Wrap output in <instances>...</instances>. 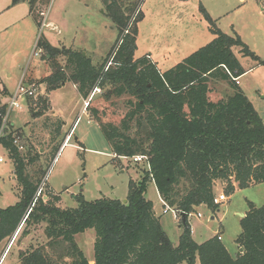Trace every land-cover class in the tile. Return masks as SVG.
I'll return each mask as SVG.
<instances>
[{
  "label": "trees",
  "instance_id": "obj_1",
  "mask_svg": "<svg viewBox=\"0 0 264 264\" xmlns=\"http://www.w3.org/2000/svg\"><path fill=\"white\" fill-rule=\"evenodd\" d=\"M49 2L29 0L39 27L44 21L42 7ZM142 2L102 0L118 31V41L100 65H94L81 51L56 48L41 39L38 50L50 74L38 83L32 77L25 81L45 84L48 92L72 82L83 100L96 88L104 92L105 99L130 96L129 112L120 125L104 123L98 109H93L92 115L117 159L144 156L148 167L139 180L130 182L126 203L107 198L89 202L81 193L75 197V208H61L57 206L60 197L52 203L49 195V201L39 199L33 206L46 165L63 145L65 123L47 118L45 127L51 131L54 146L46 156L32 146L21 151L15 140L16 136L23 139L24 134L9 123L0 144L13 161L21 199L14 206L0 208V243L9 244L20 226H24L25 237L31 228L42 224L47 239L20 251L16 264H91L76 242V236L87 230L96 232L94 264H264V206L249 203V211L241 219L236 258L220 236L197 243L189 224V216L201 205L218 211L220 204L214 202L217 181L228 184V195L237 188L264 184V121L235 82L246 73L235 50L259 64L264 61L240 36L218 29L201 7L215 39L161 72L150 55L135 58L138 25L144 19ZM111 59L112 65L105 71ZM217 82L227 83L232 95L212 101L211 84ZM2 100L0 131L7 113ZM28 103L33 105V100ZM48 104V98L39 96L40 111L32 110L35 118L49 110ZM150 183L155 184L164 207L182 218L178 245L172 243L154 203L146 197Z\"/></svg>",
  "mask_w": 264,
  "mask_h": 264
},
{
  "label": "rangeland",
  "instance_id": "obj_2",
  "mask_svg": "<svg viewBox=\"0 0 264 264\" xmlns=\"http://www.w3.org/2000/svg\"><path fill=\"white\" fill-rule=\"evenodd\" d=\"M155 2H159L158 5ZM201 7L218 29L230 36H240L250 51L264 61V0H143L141 10L144 19L138 25L135 58L150 55L158 69L166 72L210 44L215 35ZM101 8L102 0H50L42 7L44 18L49 17L50 21H54L61 33L56 29L53 32L43 29L41 32L40 28L36 44L47 37L54 47L66 46L89 54L93 64L100 65L118 41L115 25L106 15L105 8V15ZM235 54L247 71L241 77L239 86L264 121V64L243 57L239 50H235ZM29 64L20 71L19 79L14 75L9 81L12 91L17 88L21 73H27L28 78L32 77L36 83L50 74L48 65L39 56H33ZM1 77L6 79L4 75ZM210 89L209 98L212 101L227 98L233 93L225 82L213 83ZM40 93L39 96L48 98L49 110L45 114L36 118L33 114V109L35 112L40 111L38 96L33 100V105L20 112H12L8 122L24 134L23 139L19 140L24 147L21 151H27L32 146L45 156L54 146L51 131L45 127L47 118L55 117L53 108L59 114L54 119H61L65 123L61 145L65 136L72 131L70 143L61 147L55 157H50L46 165L44 197L49 195L51 202L55 203L59 195L61 203L57 206L61 208L77 207L75 197L81 193L89 202L103 198L125 201L130 182L139 180L144 174L143 169L148 166L145 161L135 163L128 158L117 159L99 123L94 120L92 110H99L104 123L118 126L129 112L130 96L105 99L100 89L87 111H83L84 100L72 82H66L63 87L52 92H48L47 86L41 84ZM6 100H2L4 104H7ZM0 158L4 159V163H0V208L7 209L20 201L21 187L14 174L13 161L1 144ZM227 187V183L217 181L214 188L216 197L224 194L227 201L221 202L216 212L206 205L197 207L196 212L189 216V224L197 243L202 244L220 234L229 254L236 258L240 251L237 238L242 232V215L244 213L245 216L249 211L250 202L256 207L264 206V184L247 189L237 188L233 195L226 193ZM146 197L154 203L168 237L174 245H178L183 234L182 218L164 207L154 183L149 184ZM23 227L9 244L8 241L0 243V264H16L20 251L30 245L38 246L46 242L45 224L31 228L30 234L25 237L22 236ZM95 241V230H87L76 236V242L88 260L94 259ZM6 247L10 249L2 261Z\"/></svg>",
  "mask_w": 264,
  "mask_h": 264
},
{
  "label": "crops",
  "instance_id": "obj_3",
  "mask_svg": "<svg viewBox=\"0 0 264 264\" xmlns=\"http://www.w3.org/2000/svg\"><path fill=\"white\" fill-rule=\"evenodd\" d=\"M13 2L14 0H0V98L7 100L10 94L14 92L11 90V88H9V81L13 79L14 75H16V78L19 79L20 71L24 69L25 66L30 65L29 62L31 58H33L34 56L32 50L33 48H35L38 39V33L40 28L42 27V26L39 27L37 25L31 14V7L29 4V0H24L16 5ZM155 3L156 5H158L159 2H155ZM101 9L103 10V15H105L103 3ZM44 23H46L47 25V27L44 28V30L50 29V31L53 32L56 29L57 31H59V34L61 33V31L58 30L59 27L55 24L54 21H50L49 17L46 19L44 18L43 24ZM44 39L47 40L52 45V42L49 38L44 37ZM63 48H68V47L64 46ZM87 56L90 55L87 54ZM25 74L26 75L21 73L20 81L22 80L23 77H25V80L28 79L27 73ZM2 75L6 76L5 77L6 79L2 78L1 77ZM52 114L55 117L59 115L54 110V108ZM75 125L76 123L74 124L73 128L75 127ZM161 202L163 204L162 199ZM191 231L193 237L192 227H191ZM217 236H220V234H217ZM221 241H222V237H221ZM90 263L94 264V259L90 260Z\"/></svg>",
  "mask_w": 264,
  "mask_h": 264
},
{
  "label": "built area",
  "instance_id": "obj_4",
  "mask_svg": "<svg viewBox=\"0 0 264 264\" xmlns=\"http://www.w3.org/2000/svg\"><path fill=\"white\" fill-rule=\"evenodd\" d=\"M47 25L46 23H44L41 27V32L44 28H46ZM41 35V34H40ZM39 53H38V52ZM40 51L38 50V44L35 45L34 51H33V55L34 56H39L40 57ZM112 65V59L110 60V62L107 64V66L105 67V71L108 70V68ZM235 82L237 85H240V78H236ZM100 91L99 88L94 89V91L91 93V95L89 96V98H87L86 100H84L83 102V111H87V109L90 107L91 102L93 101L95 95ZM40 86L36 85V84H28L25 81V77L22 78V80L20 81V83L18 84L17 88L15 89V91L10 94L8 102L6 104L7 106V113L6 115L3 117V124H2V128L0 131V139L6 136V130L9 127V117L11 115L12 112H19V111H23L24 108L29 107V101L35 100L38 98V96L40 95ZM72 139V131L67 134L65 136L62 148H64L66 145H68L70 143ZM21 138L17 137L15 140V144L17 146H19L20 150H23V146L20 145V141ZM135 163H141L144 162L146 160V158L144 156H136L132 159ZM0 163H4V159L0 158ZM46 177L44 176L39 188L37 190V194L33 203L34 204L39 200V199H43L44 201H46L49 196L47 195V197H44L45 194V188H46ZM47 198V199H46ZM227 201V197L224 194H221L218 198L216 197L214 202L215 204H220L221 202H225ZM175 212V211H174ZM176 213V212H175ZM199 218H201V214H197ZM219 239L221 240V237H219ZM11 247V246H10ZM10 247H8L6 249V252L4 253V256L2 258V261L5 257V255L7 254V252L9 251Z\"/></svg>",
  "mask_w": 264,
  "mask_h": 264
},
{
  "label": "water",
  "instance_id": "obj_5",
  "mask_svg": "<svg viewBox=\"0 0 264 264\" xmlns=\"http://www.w3.org/2000/svg\"><path fill=\"white\" fill-rule=\"evenodd\" d=\"M83 56L84 57H86L87 56V54L86 53H83ZM124 203H126L127 202V200H125V201H123ZM245 216L244 215H242V218H244ZM183 219H185V215H183ZM23 225V224H22ZM21 228V226L19 227V229Z\"/></svg>",
  "mask_w": 264,
  "mask_h": 264
}]
</instances>
